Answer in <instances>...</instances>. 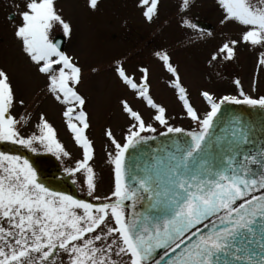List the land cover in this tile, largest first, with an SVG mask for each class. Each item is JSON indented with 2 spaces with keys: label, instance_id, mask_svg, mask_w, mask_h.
<instances>
[{
  "label": "snow or ice",
  "instance_id": "snow-or-ice-1",
  "mask_svg": "<svg viewBox=\"0 0 264 264\" xmlns=\"http://www.w3.org/2000/svg\"><path fill=\"white\" fill-rule=\"evenodd\" d=\"M215 2L221 12L219 24L236 26L238 34L210 54V64L233 61L240 45L264 49V0ZM192 3L182 0L180 11L188 10ZM160 4L161 0H137L148 23L159 16ZM87 5L95 10L98 0H87ZM18 15L20 22L13 35L36 72L45 78L47 92L63 105L67 129L82 149V158L74 167H63V173L72 184H77V174H82L87 195L95 202L53 189L28 159L0 152V264H264V145L256 151L246 150L252 141L243 123L234 118L232 138L226 151L219 154V138L213 132L223 105L264 110V95L246 93L241 81L234 79L236 95L200 93L207 104L201 115L190 103L171 56L154 51L171 74L169 86L196 125L185 130L169 124L166 108L151 97L149 69L139 67L137 78L117 61L113 69L116 78L154 110L151 120L166 130L160 135L179 134L186 139L176 141L175 153L154 173L131 174L126 154L154 139L144 134L157 129L122 99L128 129L122 142L110 129L105 132L114 149L108 153L113 187L110 195L99 196L90 164L94 148L86 134L90 126L84 110L86 99L79 91L84 72L52 36L59 27L70 37L71 24L58 10L56 0H25ZM180 26L204 32L190 19L182 18ZM257 63L264 66V51H259ZM91 72L97 69L93 67ZM17 104L23 105L24 100L17 98L9 74L0 69V142L19 145L31 153L51 154L62 163L69 158L43 114L36 124L38 134L21 132L20 121L12 114Z\"/></svg>",
  "mask_w": 264,
  "mask_h": 264
},
{
  "label": "rangeland",
  "instance_id": "rangeland-1",
  "mask_svg": "<svg viewBox=\"0 0 264 264\" xmlns=\"http://www.w3.org/2000/svg\"><path fill=\"white\" fill-rule=\"evenodd\" d=\"M181 2L182 0H161L159 16L153 22L145 23L140 18L142 15L137 7V0H98L95 10L88 7L87 0H56L58 10L71 24L72 33L70 37H65L62 29L57 27L52 36L54 39H64L63 50L77 58L86 75L85 86L83 87V83L79 88L86 98L84 109L90 125L87 135L95 147L102 143L104 149L109 147L111 150V144L107 147L96 129L97 124H106L107 116H110L107 123L115 137L119 138L121 132L128 129L129 120L123 113L119 100L131 98L127 97L124 87L115 81L113 69L117 63L115 61H118L116 59L126 58L123 64L132 74H135L139 65L148 67L151 97L166 108L169 124L188 130L194 129L196 125L183 109H171L172 97L175 95V91L169 86L172 77L162 67V62H157L154 58V51L165 50L170 54L187 96L201 115L207 104L206 108L202 107L204 100L201 101L200 93L208 90L216 97L227 93L236 95L237 90L232 82L234 79L241 81L246 93L264 95V66L257 63L259 51L264 49L251 50L248 46L240 45L233 61L210 64V54L226 39L236 38L238 28L219 24L221 12L215 0H193L191 7L183 12L180 11ZM24 3L25 0H0V69L9 74L17 98L24 100L23 105L17 104L13 108L12 114L20 121L18 127L21 132L27 135L33 132L38 134L36 117L40 111L44 112L50 123L56 107L50 108L54 106V102L47 92L45 78L36 72L13 35L16 24L20 22L18 12L23 10ZM10 14L13 15L11 20L8 19ZM182 18L210 23L213 27L210 31L212 36H208V32L201 34L181 27ZM108 51H113V60L107 61L110 57L104 53ZM90 64H93L92 68L95 67L97 72H91ZM144 108L143 104L140 113L146 123L151 122L157 129L155 133L165 130L151 120L150 115L154 110L148 112ZM27 113L30 114L28 121ZM58 122L54 129L59 138H62V131L64 138L66 136L63 129L66 132V124ZM70 135L71 137L67 135L62 140L66 146H70L72 134Z\"/></svg>",
  "mask_w": 264,
  "mask_h": 264
},
{
  "label": "flooded vegetation",
  "instance_id": "flooded-vegetation-1",
  "mask_svg": "<svg viewBox=\"0 0 264 264\" xmlns=\"http://www.w3.org/2000/svg\"><path fill=\"white\" fill-rule=\"evenodd\" d=\"M140 18H141V20H143V22L148 23V22H146L144 20L143 17H140ZM192 22H194V23L195 22L208 23V22H205V21H196V20H192ZM232 26L234 27V25H232ZM235 28H237V27L235 26ZM212 29H213V27L211 25V26H207L203 30H204V32H207V31L210 32ZM63 49H64V45H62V50ZM162 51H165V50H162ZM112 54H113V51H108L106 54L104 53V55L110 57V58H107V61L113 58L111 56ZM154 58L158 62V59L156 57H154ZM125 59L126 58H120V59H116V60L124 63ZM76 60H77V58H76ZM115 62H117V61H115ZM94 63H95V61H94ZM93 64H90L91 68H92ZM123 66H124V64H123ZM139 67H141V65L136 67L135 74L130 73L128 70L127 71H128L129 74H132V75H134L135 77L138 78L140 73L137 71V69ZM113 74H114V71H113ZM85 76L86 75H84V77ZM114 77H115V81L123 88L124 86L118 81V79L116 78L115 74H114ZM85 83H86V79L84 80V78H83V81H82L81 85L83 84V87H84ZM83 87H82V89H83ZM123 89L127 93V97L129 96L131 98L128 101L130 102V104L132 105V107L134 109L140 111L142 109V107H143V104H144L145 105L144 109L146 111H148V112L151 111V109L149 107H147V105L142 100L136 99L133 96V94H132V92L130 90L126 89L125 87ZM243 90H245V89H243ZM79 91L82 94V90H80V88H79ZM173 91H175V90L173 89ZM49 97H51V96H49ZM174 98L172 97L173 106H171V109H177V108L183 109L182 102L178 99V96L176 95V93L174 95ZM44 99H46V98H44ZM51 99L54 102V106H52L50 108H55V107L56 108H55V115L51 116L50 123L55 128L54 125H56L58 121H61L64 124H66V123H65L64 118L62 116L63 105L59 104L52 97H51ZM88 99H90V98H88ZM188 99L190 101L189 97H188ZM200 99L202 101L203 97L201 96ZM119 101H121V100H119ZM190 103L196 109H198L194 105V103H192V101H190ZM202 107L206 108V102L205 101H204V104H203ZM183 112H184V110H183ZM41 114H43L45 116L44 112L40 111L38 113L37 117H36L37 123L39 121V117H40ZM107 114L109 115V113H107ZM150 117H151V115H150ZM150 117H149V119H150ZM26 118H27V121L30 120V114L27 113ZM109 118H110V116L106 117V119H107L106 124L105 123L104 124H97L96 123L97 124L96 129L98 131L97 132L98 136L102 137V139H103L102 142H104V144L107 145V147L110 145V141L108 140V137L105 135V132L110 129V125H109V123H107ZM58 123H60V122H58ZM118 126L122 127V125H118ZM65 127H66V132H65V129L62 128L63 131H64L65 136L67 137V135H69L71 137L70 131L67 129V126H65ZM87 130H86V134H87ZM126 132H127L126 130H123L121 132L120 137L119 138L116 137V139L118 138L117 140L122 142V138L126 134ZM60 134H61L62 138H59L57 136L58 140L63 144V146L65 147V150L70 153V157L69 158H65L63 160V163L61 161L56 160V158L54 156H52L51 154L31 153L27 149H25V148H23V147H21L19 145H13V144L8 143V142H0V152H7V153H10V154L22 155L23 158L28 159L31 163H33L39 169L40 173L42 174V178L45 179L48 182L49 186H51L53 189H55V190H63V191L68 192V194H71V195H73L74 197H76L78 199H85V200L91 201V197H89L87 195L86 188L83 185V175L78 173L77 174L78 183L77 184H72L71 179L66 177L64 175V173H63V170H62L63 167L74 166L75 165V161L77 159H81L82 158V149L75 144L73 139L69 141L70 142V146L64 145L62 140L66 139V137L63 138V132L62 131L60 132ZM90 141L92 142V145H93V148H94V157H93L92 161H90V164L94 168V171L96 173L95 180H96L97 187H96L95 194L99 195V196L110 195L112 187H113V174H112V170H111V165L108 163V153H109V151H114V149L109 150V147H108V149H104L102 143H99L97 145V147H95L93 141L91 139H90ZM91 202H95V201H91Z\"/></svg>",
  "mask_w": 264,
  "mask_h": 264
},
{
  "label": "water",
  "instance_id": "water-1",
  "mask_svg": "<svg viewBox=\"0 0 264 264\" xmlns=\"http://www.w3.org/2000/svg\"><path fill=\"white\" fill-rule=\"evenodd\" d=\"M197 25L203 28L208 26L204 23H197ZM56 41L62 43L61 39ZM234 118H238L243 123L252 141L245 146L246 150L256 151L261 145H264V110L245 105H223L213 128L215 137L219 138L217 140V152L219 154L226 151L228 142L232 138ZM151 136L154 139L142 143L137 149L129 150V153L126 154L125 163L133 175L143 176L149 172L154 173L162 163L166 165L169 156L175 153L176 141L186 139L179 134L162 136L159 133ZM137 210H140L139 206ZM162 254L161 251L160 255ZM156 258L158 259L159 256Z\"/></svg>",
  "mask_w": 264,
  "mask_h": 264
}]
</instances>
